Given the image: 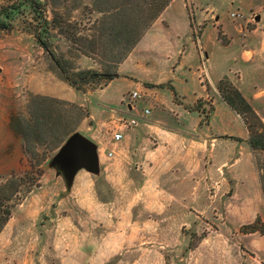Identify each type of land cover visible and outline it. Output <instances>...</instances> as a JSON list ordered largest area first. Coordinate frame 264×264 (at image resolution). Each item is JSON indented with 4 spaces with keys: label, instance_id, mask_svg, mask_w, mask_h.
Here are the masks:
<instances>
[{
    "label": "rangeland",
    "instance_id": "rangeland-1",
    "mask_svg": "<svg viewBox=\"0 0 264 264\" xmlns=\"http://www.w3.org/2000/svg\"><path fill=\"white\" fill-rule=\"evenodd\" d=\"M8 2L0 0V6ZM170 4L160 16H193L188 37L192 55L185 65L197 68L188 85L180 80L189 91L187 100L178 92L176 99L189 106L198 98L205 102L200 107L204 113L192 110L197 121L180 117L184 129L169 121L168 126L180 131L173 138L184 145L166 155L156 129L148 124L165 115L157 102L168 88L156 85L171 80L157 75L155 81H145L148 72L137 58L127 69L139 81L123 91L118 110L100 113L89 124L88 117L76 123L71 106L48 102L41 115L53 113L49 127L66 126L71 132L57 146L48 141L26 152L23 139L9 126L11 116L30 118V95L67 100L53 95L56 88L77 89L49 70L43 49L21 29L24 15L14 13L13 29L0 31V184L13 172L23 176L30 171L28 176L37 180L27 191L22 189L0 232V264H264V234L245 228L256 217L257 226L264 227L256 165L264 163V150L249 147L242 120L216 101L221 100L218 81L213 86L209 79L214 78V63L224 61L230 76L224 75L264 122V0ZM60 11L81 22L84 34L102 15L93 10L92 0H66ZM219 30L225 45L217 39ZM51 41L63 51L70 44L61 36ZM185 47L170 58L179 61ZM77 64L101 71L97 60L82 54ZM199 85L206 94L191 103ZM209 104L213 109L205 121ZM75 132L96 145L95 167L80 168L67 188L53 160ZM115 133L121 134L119 140Z\"/></svg>",
    "mask_w": 264,
    "mask_h": 264
},
{
    "label": "trees",
    "instance_id": "trees-1",
    "mask_svg": "<svg viewBox=\"0 0 264 264\" xmlns=\"http://www.w3.org/2000/svg\"><path fill=\"white\" fill-rule=\"evenodd\" d=\"M170 1L92 0L93 10L102 15L91 21L88 26L90 32L84 34L82 33L84 25L81 22L64 16L60 11L66 0H9L8 4L0 6V31L12 30L11 20L14 13H21L24 15L20 23L21 29L32 35L43 49L49 70L77 90H95L118 77V66ZM188 17L192 27L193 16L188 14ZM55 36H61L70 43L65 51L52 43L51 38ZM217 39L222 44H227V41L221 37L220 30L217 33ZM81 54L97 60L101 71L88 67L82 68L77 64ZM156 86H166L171 91L174 101L182 104L185 109L204 113V110L200 108L205 102L202 98H198L194 106H189L177 101V91L171 82ZM205 87L208 90V86L205 85ZM216 88L221 100L242 120L248 132L246 142L249 147L252 150H264V122L249 101L226 75L218 80ZM48 102L71 106L72 114L77 117L76 123L89 116L87 108L67 100L39 94L30 95L27 105L30 118L12 115L9 120L10 128L21 136L25 151L28 153H31L32 146L38 143L51 141V144L57 146L71 132L66 126L62 130L49 127V124L53 122L51 119L53 113L41 115V108ZM209 106L204 119L202 118L205 121L213 109L211 104ZM68 123H70L69 120L66 124ZM256 165L264 204V163ZM29 172L25 171L23 176L13 172L0 184V232L9 220L13 206L21 198L22 189L27 191V188L37 184L34 177L28 176ZM258 223L260 218L256 217L255 221L246 224L245 228L249 232L259 231L264 234V227L257 226Z\"/></svg>",
    "mask_w": 264,
    "mask_h": 264
},
{
    "label": "crops",
    "instance_id": "crops-1",
    "mask_svg": "<svg viewBox=\"0 0 264 264\" xmlns=\"http://www.w3.org/2000/svg\"><path fill=\"white\" fill-rule=\"evenodd\" d=\"M171 6V4L168 5L161 14H163L167 8L170 10ZM190 29L188 16H158L144 33L140 41L118 66V77L110 80L105 86L90 90L89 92L72 90L66 86H58L53 95L73 101L79 105H85L89 111V120L87 122L89 124L91 121H95V116H98L100 113H111L113 110H118V106L122 105L121 99H123V91L130 89L133 84L138 83V78H135L130 70L127 69L129 63L137 58L138 62L144 66L145 72H148L142 79L153 82L157 75H164V79L171 80L176 91L181 95L182 99L186 101V95H189V91L181 87L180 80H183V82L188 85L189 78L192 77L194 69H197L196 65L192 63L185 65V60L188 59V55H192V49L188 42ZM184 43H186V52L181 54L179 61L174 62L172 57L170 58L172 52H183L182 44ZM207 60L208 56L204 65L206 72L209 75ZM146 69H149V71ZM155 70L156 73L153 72ZM213 72L214 78H211L209 75L210 83L213 86L224 74L230 76V71L224 61H216L213 65ZM193 90L194 88L190 87L191 95H195L194 92H192ZM197 91V95L193 96L191 103L195 97H202L204 92L206 94L204 86L202 87L199 85ZM160 96L162 99H159L157 103L165 115L162 118L156 119L154 123L148 124V126L156 129L154 130L156 133L155 135L161 139L162 142L159 143H161L166 149H163V154L166 155L170 150H174L175 148L184 145V142H180L179 139L173 138L175 135L174 132L180 131H178V129L175 131L172 127L168 126L169 121L171 120V124H175L174 120H176L177 124H181V129H184L182 125L183 122L180 123V117L186 118L187 116H193L195 119L194 121H197L196 119H199V116L194 111L190 112L184 109L181 105L176 104L172 99V93L170 90L162 89ZM216 101L221 104L223 103L222 100ZM126 107L129 110V106L127 105ZM82 125H85V122Z\"/></svg>",
    "mask_w": 264,
    "mask_h": 264
},
{
    "label": "water",
    "instance_id": "water-1",
    "mask_svg": "<svg viewBox=\"0 0 264 264\" xmlns=\"http://www.w3.org/2000/svg\"><path fill=\"white\" fill-rule=\"evenodd\" d=\"M96 145L79 132L67 138L58 154L54 165L64 174L67 188H70L76 172L80 168L95 167Z\"/></svg>",
    "mask_w": 264,
    "mask_h": 264
},
{
    "label": "built area",
    "instance_id": "built-area-1",
    "mask_svg": "<svg viewBox=\"0 0 264 264\" xmlns=\"http://www.w3.org/2000/svg\"><path fill=\"white\" fill-rule=\"evenodd\" d=\"M135 96H136V92H132V93H131V97L134 98ZM145 112H148V110H145ZM130 122L133 123L134 120H131ZM113 137H114L115 140H119L120 137H121V134H120V133H115V134L113 135Z\"/></svg>",
    "mask_w": 264,
    "mask_h": 264
}]
</instances>
